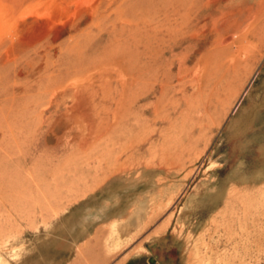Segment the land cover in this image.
Instances as JSON below:
<instances>
[{
	"label": "rangeland",
	"instance_id": "rangeland-1",
	"mask_svg": "<svg viewBox=\"0 0 264 264\" xmlns=\"http://www.w3.org/2000/svg\"><path fill=\"white\" fill-rule=\"evenodd\" d=\"M33 7L0 49V258L264 264V0Z\"/></svg>",
	"mask_w": 264,
	"mask_h": 264
},
{
	"label": "bare ground",
	"instance_id": "bare-ground-1",
	"mask_svg": "<svg viewBox=\"0 0 264 264\" xmlns=\"http://www.w3.org/2000/svg\"><path fill=\"white\" fill-rule=\"evenodd\" d=\"M51 1V0H50ZM58 1V0H57ZM76 1V0H74ZM94 1V0H93ZM211 2V1H210ZM76 3V2H75ZM214 3V2H213ZM64 4V3H63ZM67 4V3H66ZM42 5V4H41ZM47 6V5H46ZM55 6V5H54ZM38 7V6H36ZM78 7V4H77ZM33 0H0V49L4 52H9L20 43H26L28 40V20L33 13ZM44 8V7H42ZM61 8V7H60ZM63 8V7H62ZM75 9V8H74ZM73 9V10H74ZM77 9V8H76ZM42 10V9H40ZM39 10V11H40ZM59 10V9H58ZM91 10V9H90ZM35 11V10H34ZM37 12V10H36ZM43 19L45 23H50L55 16V8L49 5L44 9ZM37 17V16H36ZM42 19V18H41ZM57 21V20H56ZM53 22V21H52ZM51 22V24H52ZM55 22V21H54ZM49 26V24L47 25ZM24 34L26 35L24 38ZM38 36V35H37ZM33 37V36H32ZM31 38V36H30ZM32 39V38H31ZM34 40V37H33ZM29 40V41H33ZM28 41V42H29ZM6 57V56H5ZM15 57V56H14ZM8 59V58H7ZM11 59V58H10ZM229 64V63H228ZM196 71V70H195ZM218 72V71H217ZM121 75V74H120ZM119 78V76H118ZM121 78V76H120ZM123 78V77H122ZM128 83V81H126ZM198 83V82H197ZM127 85V84H126ZM125 85V86H126ZM129 85V84H128ZM127 85V87H128ZM126 90V89H125ZM161 92V91H160ZM125 95V93H124ZM215 96V95H214ZM117 98V97H116ZM124 98V96H123ZM210 99V98H209ZM217 99V97H216ZM124 101V99H122ZM209 101V100H208ZM127 103V102H125ZM123 106V105H122ZM121 109V108H120ZM120 109H118L120 111ZM117 110V111H118ZM118 111V113H119ZM155 112V111H154ZM121 113V112H120ZM156 113V112H155ZM115 115V114H114ZM116 116H118L116 114ZM122 116V115H120ZM115 117V116H114ZM115 121V120H114ZM119 121V120H118ZM95 123V122H94ZM113 124V123H112ZM91 126V125H90ZM103 128V127H102ZM204 128V127H203ZM180 133V132H179ZM201 133V132H200ZM202 134V133H201ZM105 135V134H103ZM191 135V134H190ZM205 136V135H204ZM102 137V136H101ZM100 138V137H99ZM98 138V139H99ZM174 138V137H173ZM100 139H103L100 138ZM124 147V146H123ZM99 162V160H98ZM97 163V162H96ZM98 164V163H97ZM193 178V177H192ZM18 232V231H17ZM117 240V238H116ZM114 240V241H116ZM17 253V252H16ZM16 253H13L15 255ZM0 264H9L7 261L0 258Z\"/></svg>",
	"mask_w": 264,
	"mask_h": 264
}]
</instances>
